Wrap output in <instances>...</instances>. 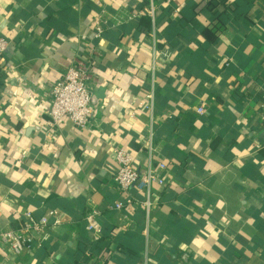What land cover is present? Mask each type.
Wrapping results in <instances>:
<instances>
[{
    "label": "crops",
    "instance_id": "obj_1",
    "mask_svg": "<svg viewBox=\"0 0 264 264\" xmlns=\"http://www.w3.org/2000/svg\"><path fill=\"white\" fill-rule=\"evenodd\" d=\"M0 35V232L63 222L0 264H264V0H0ZM81 59L90 123L52 128L49 85ZM119 148L143 175L166 166L149 218L136 188L113 209Z\"/></svg>",
    "mask_w": 264,
    "mask_h": 264
},
{
    "label": "built area",
    "instance_id": "obj_2",
    "mask_svg": "<svg viewBox=\"0 0 264 264\" xmlns=\"http://www.w3.org/2000/svg\"><path fill=\"white\" fill-rule=\"evenodd\" d=\"M152 11L149 14H152ZM104 20L100 19L95 27L96 38L100 37L105 28ZM8 41L0 35V72H8L6 52ZM92 69L91 63L87 59L77 61L75 65L68 67L61 78L55 80L49 85V94L51 97L50 107L47 111L51 121V127L55 128L59 123L68 118L75 127L84 129L90 123L94 110V93L92 91ZM147 104L145 109L149 112L153 109V94L147 95ZM199 114L204 113V108L198 109ZM260 118L264 124V95L261 101ZM148 147L149 154L154 153V147ZM118 170L115 173L112 186L121 194L127 195L125 202H117L113 209L118 212L130 213L134 208V200L130 197L132 189H138L145 192V199L139 202V205L145 210L147 217L151 215L154 209L153 188L155 185L160 187L165 185V180L161 177V172L166 166L161 163L158 168L149 165L146 174H142L135 164L133 154L125 149L115 150ZM56 216L55 211L49 212L48 215L36 218L32 212H25L23 221L19 228L6 229L0 232V250L11 257L21 255L25 250L30 249L36 242H44L48 239V230L52 227H58L63 224L61 219L51 218ZM2 214L0 211V220ZM100 213L93 211L85 218L86 230L91 235L93 241H98L102 237L100 223ZM122 228L128 229L129 221L127 216H123ZM93 264V263H87Z\"/></svg>",
    "mask_w": 264,
    "mask_h": 264
},
{
    "label": "trees",
    "instance_id": "obj_3",
    "mask_svg": "<svg viewBox=\"0 0 264 264\" xmlns=\"http://www.w3.org/2000/svg\"><path fill=\"white\" fill-rule=\"evenodd\" d=\"M100 240H101V238L98 241H100Z\"/></svg>",
    "mask_w": 264,
    "mask_h": 264
}]
</instances>
